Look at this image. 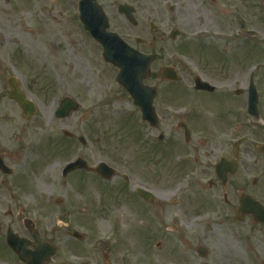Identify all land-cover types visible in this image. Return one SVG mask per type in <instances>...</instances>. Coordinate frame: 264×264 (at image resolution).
<instances>
[{
  "label": "flooded vegetation",
  "instance_id": "obj_1",
  "mask_svg": "<svg viewBox=\"0 0 264 264\" xmlns=\"http://www.w3.org/2000/svg\"><path fill=\"white\" fill-rule=\"evenodd\" d=\"M91 1L106 22L107 33L115 34L136 52L153 57L145 84L156 90L154 123L144 121L139 109L133 108L138 123L136 143L141 154L136 161L126 164L137 174L136 185L129 188L128 175H121V191H126L122 196L135 199L139 210L138 217L132 211L124 220L120 219V225L126 228L124 238H129V232L145 222L164 224L165 230L167 221L174 222L177 217L189 229L194 226L193 236L191 231L190 235L197 245L193 249L189 238H185L186 242L178 243L177 248L172 237L159 235L153 241L158 242L153 252H159L157 264H191L192 252L202 260L199 264H264V92L257 91L254 81L241 84L237 70L241 57H254L251 49L254 46L250 39L249 45L240 43L238 37L239 43L219 44H191L186 37L207 32L209 27L204 19H211L212 26H225L228 33L241 27L252 38L249 29L252 24L247 17L255 16L261 9L264 22V0ZM0 3L19 15L22 12L27 25L19 27L17 22L12 25L14 17L16 21L18 17L0 11V105L14 106L0 107V264H76L73 259L80 249L90 256L88 262L81 264H96L100 255L103 264H122L118 247H111L109 241L103 246L92 244V236L84 235L80 240L71 237L72 231L65 221L70 212L67 204L44 202L47 200L44 172L53 165L41 161L43 145L39 147L36 139L46 135L37 132L41 127L37 101L47 95L45 89L48 92L49 85L52 89L58 66L70 78L68 95L62 99L69 97L78 107L67 118H52L51 122L73 121L76 126L81 112L86 116L94 112V107L85 110L82 103L83 94L92 90L81 91L86 71L82 77L70 59L68 64L53 65L57 62L52 61V54H46L47 48L56 55L54 40L58 36L67 39L73 36L69 44L79 47L80 36L87 46L98 48V57L102 59V47L80 26L79 0H0ZM102 63L116 77V68L103 59ZM169 67L178 72L176 82L162 78V69ZM89 71L91 81L95 79L100 86V75L95 74L91 65ZM197 78L214 91L196 90ZM248 84L254 87L248 89ZM17 94L32 100L33 107L22 108L13 99ZM252 95L256 107L248 113ZM65 140L78 144L74 138ZM95 140L99 141L96 136ZM160 160L163 170L157 174ZM172 163L173 172L183 176V184L168 189L170 193L181 189L179 197L163 203L155 191L158 179L173 182L169 170ZM149 164L156 165V169H149ZM67 177L77 179L79 186L88 184L84 180L91 178L101 181L95 173L85 170H76ZM137 188L152 195L150 202L136 193ZM122 200L115 203L111 215L124 212L120 209ZM111 215L109 221L115 224L117 220ZM135 218L139 224L129 222ZM166 231L178 233L172 228ZM219 233L223 236L219 237ZM165 242L168 244L164 252L161 250ZM199 250H203L204 257ZM211 251L220 254L214 259Z\"/></svg>",
  "mask_w": 264,
  "mask_h": 264
},
{
  "label": "rangeland",
  "instance_id": "obj_2",
  "mask_svg": "<svg viewBox=\"0 0 264 264\" xmlns=\"http://www.w3.org/2000/svg\"><path fill=\"white\" fill-rule=\"evenodd\" d=\"M0 11H6L7 13L16 15L18 17L19 20L17 21L14 17V23L12 25H15V22H17L19 23V27H24V25L25 27H27V25L24 24V16L21 14L22 12L20 13V15L16 12H12L8 7H4L2 3H0ZM259 11L261 12V9L256 12L255 16L250 14L249 17H247L248 21L252 24V26L249 27V29L252 31V38L250 37V35H247L241 27L239 28V31H234V33H231L230 31V33H228L229 29L225 26H212L211 19H204V23L209 27V30L207 32L199 31L191 35H186V37L190 39L187 40L191 44H196L199 42L205 44L239 43L238 38H240L243 39L244 42L247 43V45H249L248 40L250 39V42L254 46V49L251 48L252 54L255 53L254 57L247 58V55L241 57L240 66L238 65L237 70L239 73L241 84L244 83V81H248L249 73L254 72V82L256 84L257 91L262 93L264 92V22L262 21L263 15ZM1 25L2 23L0 24V27H2ZM240 26H242V23L240 24ZM61 33L63 32L61 31ZM72 39H74L73 36L72 38L68 39L66 37L61 38L58 36L54 40V42L56 43V60H59L60 64H68V61L70 59L73 65L77 69H80V75L82 77H84L86 71L87 78L81 81V91H85L84 88L92 90L87 93V95L82 93L83 100H81L83 101L82 103L85 110H91V108L94 107V112L93 115L90 114V116L88 117L85 116V119H80L79 123L76 126H73V121H56V123L51 122V119L53 118L51 114L54 108L57 107L62 99V96L68 95L67 90L70 88L68 87L70 81L68 72L63 71L58 66L55 74L56 79L52 81L51 90L53 91L49 92L51 91V87L49 85V93L45 89V94L47 95H42L39 98L40 100L37 101V106L40 108L38 121L41 125L40 131L37 130V132H41L44 135L46 134L40 139L36 138L39 140H37V145L39 147H41L42 145L46 146V138L47 136H50L49 134L53 135L52 144L54 145L49 146L50 149L48 150L47 154L45 152L43 153L41 148V153L43 156L41 161L53 165L52 169H48L44 172V176L47 179V195H45V197L47 198L46 202L49 204H54L55 199H61V203L67 204L70 207L69 216L65 218V221L67 222L66 224L69 225L68 229L70 231H79L80 233L84 232L85 230H89L91 235L93 236V240L90 241L92 242V244L99 243V245L104 246V243L109 241L111 247H118L117 254H120L122 264H157L156 258L159 256V252L152 254V252H154L152 243L159 235L160 237L163 235L172 237L176 243L177 248H180L179 244H181L183 241L186 242L185 238H189L192 243V248L194 249L197 244L194 243V240L191 239L190 235L191 231V234L193 236L194 226L190 227L189 229L186 226L185 222L178 220L177 217H175L174 222L167 221L165 230L163 229L164 224L159 226L157 224L152 225L145 222L144 224L140 225L138 223V220L135 218L134 220H130L129 222L133 221L132 223H135V225L139 224L136 232L134 231V235H129V238H124L125 234L122 232L125 231L126 228L124 227L125 225H120V219L124 220V218H126V214L132 211L134 212L135 217H138L139 212L136 200L132 198L126 199L128 198L127 196H122V194H125L126 191H124L123 193L119 191L122 188V174L128 175L130 179L129 188H132L136 185L137 174L135 170H132V168H130V166L126 164V162L136 161L139 158L137 157L138 148L135 139L138 126L136 124L137 121L135 112L133 111L134 107L128 101L129 98L124 90H122L116 84L115 74L113 70L103 65L102 59L98 57V48L93 49L90 46H87L80 36V46L73 47L69 44ZM92 51H95V53ZM61 53H64L63 57ZM78 53L80 54L79 56L77 55ZM75 57L79 58V60H75ZM48 59L49 58H47V60ZM181 60L183 62L185 61L183 58ZM57 64L60 65L59 63H54L53 65L57 66ZM90 65L94 69L95 74L100 75V86L95 79L91 81V74L89 71ZM234 65L236 66L235 63ZM242 65H246V67L242 68ZM254 65H257L258 67L255 68L253 67ZM179 69H182V67H179ZM207 71L212 70L207 69ZM181 82V85H183L184 80H182ZM84 83H86V86L84 85ZM41 85L43 89L44 82H42ZM0 86H2V84H0ZM95 88L97 90H95ZM98 88H100V90ZM101 90L103 92H101ZM172 91L181 90L173 89ZM0 107L5 108L14 106L9 103H4L1 104ZM83 114L84 112H81L80 118H82ZM60 130L73 131L75 134L79 133V135H82L86 138L87 145L83 148L76 143H70L72 141L68 142L62 140V138L60 137ZM104 130L106 131L105 135L103 134ZM95 136L99 139V141L95 140ZM140 154L141 152H139V155ZM132 155L134 156V158ZM76 156H81L91 165L95 162L101 161L109 164L117 170L115 179L111 181V183H105L107 185H103L95 183L94 181L96 180H93V178H91V180H84L88 184L84 183L82 186L77 185V179H66L65 185H63L60 177V169L66 163V161ZM53 161L54 163H51ZM164 161L168 163V159L165 158ZM172 161H174V158H172ZM55 164L57 165L54 166ZM159 164V168H157L158 170L156 171L157 174H160L163 170L162 160L159 161ZM172 165H174V163L170 164L169 170L171 171V179L173 180V182H171L170 180L161 181L160 179H158L159 184L157 185V189L155 191L158 196L162 197L161 201L163 203H168V199H171L173 197H179L178 192L181 189H177V191H172L171 193L168 189L175 188L177 184H183V176L178 177L176 173H174L171 169ZM148 168L153 171L154 169H156V165L149 164ZM129 193L131 196L130 190ZM122 198L124 199L122 200ZM119 200H122V208L120 209H123L124 212L111 215V210L114 206L113 204H115ZM89 202L93 203L95 207H101L102 205H104V207L107 208L102 209L100 213L98 212L91 216L88 215ZM110 215L114 217L113 220H117L118 223H111V221H109ZM90 216V219L94 218L92 220V224L90 223V221H87ZM121 216L123 217V219L121 218ZM113 224L116 227H114ZM193 225H196V223L194 222ZM169 228H172L174 230L177 229L178 233H176L175 231L174 233L167 232L166 229L168 230ZM140 233L144 235L142 241L140 238ZM218 236L222 237L223 234L219 233ZM87 238H89L88 234ZM66 239L67 237H65V241ZM134 240H136V243L133 242ZM83 243H85V241ZM167 244L168 243L165 242L161 251L165 252ZM182 249L185 250L186 247H183ZM192 254L193 258L191 259V264H199L202 262V260H199L193 252ZM219 254L220 253L218 251H211V256L214 259H216L214 256H218ZM75 257L76 259H73V262L76 264H81L85 261L88 262L90 258L85 249H80V252H78V254H75ZM95 262L96 264H103L101 255L98 258V261ZM216 262L218 263L219 260L217 259Z\"/></svg>",
  "mask_w": 264,
  "mask_h": 264
},
{
  "label": "water",
  "instance_id": "obj_3",
  "mask_svg": "<svg viewBox=\"0 0 264 264\" xmlns=\"http://www.w3.org/2000/svg\"><path fill=\"white\" fill-rule=\"evenodd\" d=\"M82 3L83 6L80 19L85 29L89 31L96 40L103 44L104 59L120 69L117 77L118 82L130 94L134 100V104L141 108L144 117L150 120L153 118V110L151 106L153 90L144 87L142 84L149 70L150 59L140 56L127 48V46L120 42L116 36L106 35L104 33L105 25L102 21V17L98 14V11L92 8L87 1ZM168 75V72H166L165 76ZM198 85L200 88L202 83ZM58 116L62 117L65 115L59 114ZM82 164H84L82 161H77L69 165L67 170H72L75 166L81 167ZM105 167L106 166L102 164L100 165V170L98 171L97 169L98 173L102 174L101 176H109L106 175L107 170H105Z\"/></svg>",
  "mask_w": 264,
  "mask_h": 264
},
{
  "label": "bare ground",
  "instance_id": "obj_4",
  "mask_svg": "<svg viewBox=\"0 0 264 264\" xmlns=\"http://www.w3.org/2000/svg\"><path fill=\"white\" fill-rule=\"evenodd\" d=\"M46 54H47V55H50V54H52V55H53V59H52V61H53V62L60 63V61H59V60H56V58H57V55H54V54L52 53V51H51V49H50V48H47ZM61 54H62V57H63V56H64V53H61Z\"/></svg>",
  "mask_w": 264,
  "mask_h": 264
}]
</instances>
